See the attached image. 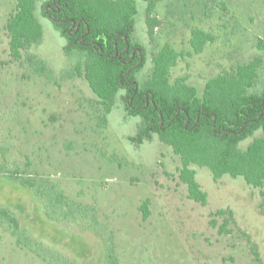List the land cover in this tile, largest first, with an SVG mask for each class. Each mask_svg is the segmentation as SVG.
I'll return each mask as SVG.
<instances>
[{"label":"rangeland","instance_id":"obj_1","mask_svg":"<svg viewBox=\"0 0 264 264\" xmlns=\"http://www.w3.org/2000/svg\"><path fill=\"white\" fill-rule=\"evenodd\" d=\"M46 1L38 3L36 12L43 42L29 54L47 63L52 80L25 58L10 56L6 26L16 2L0 0V208L19 218L42 255L18 244L0 225V264H63L62 257L72 264H108L110 239L119 264H264L259 190L241 177L215 181L209 169L195 166L208 204L189 199L172 148L156 135L139 143L141 119L127 117L120 103L105 117L86 81L73 73L63 51L66 40L42 15ZM136 5L134 37L146 52L140 80L151 71L152 54L166 44L184 55L171 69L170 81L186 78L200 97L210 79L256 58L264 60V51L256 48L258 39L264 40V0H157L154 17L160 25L152 41L147 3L137 0ZM194 29L215 37L201 54L191 47ZM263 135L255 132L240 149ZM16 166L22 176L48 181L83 204L90 218L73 225L52 219L48 199L14 178ZM146 199L151 200V216L145 221L139 206ZM220 210L231 216L217 215Z\"/></svg>","mask_w":264,"mask_h":264},{"label":"trees","instance_id":"obj_2","mask_svg":"<svg viewBox=\"0 0 264 264\" xmlns=\"http://www.w3.org/2000/svg\"><path fill=\"white\" fill-rule=\"evenodd\" d=\"M136 1L48 0L42 3L41 12L66 40L63 51L73 73L86 81L105 117L120 103L127 117L141 119L135 137L139 143L150 141L156 135L180 158L179 176L187 187L189 199L202 206L208 204V194L192 169L195 166L209 169L215 181L227 175L241 177L264 198V135L245 151L239 147L255 132L262 130L264 134V60L256 58L210 79L200 97L197 88L189 85L186 78L170 81L171 69L184 55L166 44L152 54L151 71L140 80L146 52L134 37ZM143 1L147 3L146 24L152 41L160 25L154 17L157 0ZM15 2L6 26L10 56L16 61L25 58L38 74L52 80L53 72L47 63L29 54L44 38L36 15L41 0ZM214 42L210 32L192 31L190 43L195 54H201L206 45ZM256 48L264 51L263 39H258ZM20 171L16 166L14 178L48 199L47 215L52 219L66 220L73 225L90 218L92 213L83 204L70 200L48 181L24 177ZM150 206V199L139 206L145 221L151 216ZM227 214L226 210L217 212L219 216ZM228 223L226 219L221 233ZM0 225L7 227L18 244L42 256L39 243L27 235L19 218L10 210L0 208ZM211 225L215 227L216 222L213 220ZM253 251L259 263L256 247ZM62 259L63 264L73 263L70 258ZM108 264H119L112 239Z\"/></svg>","mask_w":264,"mask_h":264}]
</instances>
